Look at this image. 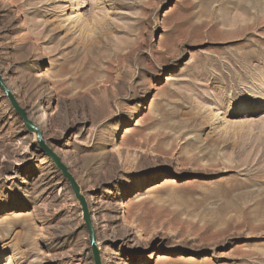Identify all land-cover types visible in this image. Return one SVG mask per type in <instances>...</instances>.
<instances>
[{
  "label": "rangeland",
  "instance_id": "rangeland-1",
  "mask_svg": "<svg viewBox=\"0 0 264 264\" xmlns=\"http://www.w3.org/2000/svg\"><path fill=\"white\" fill-rule=\"evenodd\" d=\"M0 75L101 264H264V0H0ZM8 263L93 260L0 91Z\"/></svg>",
  "mask_w": 264,
  "mask_h": 264
},
{
  "label": "water",
  "instance_id": "water-1",
  "mask_svg": "<svg viewBox=\"0 0 264 264\" xmlns=\"http://www.w3.org/2000/svg\"><path fill=\"white\" fill-rule=\"evenodd\" d=\"M0 91L2 92L4 98L7 100L10 108L14 114L18 117L20 122L23 124L24 128L30 135L35 138V144L40 150V152L49 159L56 170L62 175L63 179L66 181L69 189L80 207L82 213V221L84 223L85 231L87 234L88 244L90 246L93 264H101L99 250L97 248L95 231L91 223L90 214L87 206L85 197L81 192V188L74 176L70 173L68 168L63 164L60 158L46 145L43 140L42 133L39 128L33 123L32 119L27 115L26 111L20 106L16 97L12 94L10 89L4 83L0 75Z\"/></svg>",
  "mask_w": 264,
  "mask_h": 264
},
{
  "label": "bare ground",
  "instance_id": "bare-ground-1",
  "mask_svg": "<svg viewBox=\"0 0 264 264\" xmlns=\"http://www.w3.org/2000/svg\"><path fill=\"white\" fill-rule=\"evenodd\" d=\"M9 264V263H8Z\"/></svg>",
  "mask_w": 264,
  "mask_h": 264
}]
</instances>
